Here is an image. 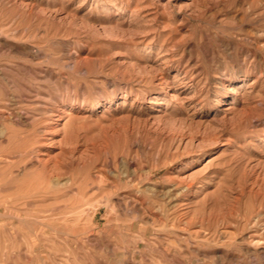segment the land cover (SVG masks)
<instances>
[{"label":"rangeland","instance_id":"374dc122","mask_svg":"<svg viewBox=\"0 0 264 264\" xmlns=\"http://www.w3.org/2000/svg\"><path fill=\"white\" fill-rule=\"evenodd\" d=\"M0 113V264H264V0H0Z\"/></svg>","mask_w":264,"mask_h":264},{"label":"bare ground","instance_id":"6f19581e","mask_svg":"<svg viewBox=\"0 0 264 264\" xmlns=\"http://www.w3.org/2000/svg\"><path fill=\"white\" fill-rule=\"evenodd\" d=\"M13 110H14V109H13ZM17 111H21V110L18 109ZM8 112H9V111H8ZM1 113H2V115H4L3 112H1ZM1 113H0V114H1ZM17 113H18V112H17ZM19 113H20V112H19ZM9 114H10V113H9ZM11 114L13 115V113H11ZM12 115H11V117L8 115V116L10 117V119L12 118ZM15 115H16V114H15ZM22 115H23V114H21V116H22ZM13 116H14V115H13ZM2 117H3V116H2ZM4 117H5V116H4ZM16 117H17V116H16ZM13 118H14V117H13ZM3 119H5V118H3ZM20 119H21V118H20ZM12 120H13V119H12ZM1 134H2V133H1ZM17 177H18V176H17ZM20 189H21V188H20ZM22 190H23V189H22ZM7 196H8V195H7ZM0 197H1V196H0ZM12 197H13V196H12ZM2 199H4V198L2 197ZM8 200H9V199H8ZM1 207H2V206H1ZM13 209H14V208H13ZM0 212H1V211H0ZM46 213H47V212H46ZM13 218H14V217H13ZM4 219H5V218H4ZM13 220H14V219H13ZM40 222H41V221H40ZM14 224H15V223H14ZM9 225H10V224H9Z\"/></svg>","mask_w":264,"mask_h":264}]
</instances>
